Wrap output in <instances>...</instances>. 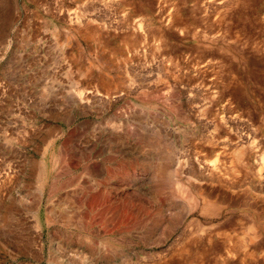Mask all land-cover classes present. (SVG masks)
<instances>
[{"label":"rangeland","instance_id":"rangeland-1","mask_svg":"<svg viewBox=\"0 0 264 264\" xmlns=\"http://www.w3.org/2000/svg\"><path fill=\"white\" fill-rule=\"evenodd\" d=\"M0 264H264V0H0Z\"/></svg>","mask_w":264,"mask_h":264}]
</instances>
